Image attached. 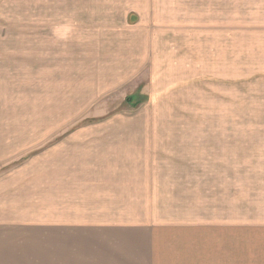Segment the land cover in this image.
I'll return each mask as SVG.
<instances>
[{"label":"rangeland","instance_id":"rangeland-1","mask_svg":"<svg viewBox=\"0 0 264 264\" xmlns=\"http://www.w3.org/2000/svg\"><path fill=\"white\" fill-rule=\"evenodd\" d=\"M74 137L143 186L90 211L50 158ZM65 233L103 245L48 251L264 264V0H0V237Z\"/></svg>","mask_w":264,"mask_h":264},{"label":"crops","instance_id":"crops-1","mask_svg":"<svg viewBox=\"0 0 264 264\" xmlns=\"http://www.w3.org/2000/svg\"><path fill=\"white\" fill-rule=\"evenodd\" d=\"M82 144L83 142H78L74 137L63 145L59 144L54 148L50 153V158L54 160L56 158L66 169L65 173L74 176V180L79 179V176H90L89 180L92 181V184H90L91 195L88 200L90 206L93 207L100 204L106 205L108 202L105 197L113 192L114 187L129 188L128 186L138 183L143 186L142 178L134 179L131 183H128L127 179L123 180L120 178L122 177L120 173H111L110 167L112 163L106 161V155L103 153L104 149H101L97 154L93 153V155L89 157V148L87 147L88 151L85 158L82 159L80 153V151L84 149ZM115 163L116 165L119 164V162ZM73 165L75 166L74 168L68 169ZM129 189L134 190L133 188ZM113 195L116 194L113 193ZM115 203L112 201V205ZM90 211H99V209L93 207ZM88 227L97 229L114 227L124 228L123 225L113 226L112 224L102 223ZM61 235L63 236L58 237L56 242H50L52 238L48 236L32 238L15 236L0 237V264H123L121 258H117L112 254L105 259V256L109 254L106 248H101L102 251L97 252L88 251L87 248L81 250L75 248L68 253L48 251L49 244H68L74 246L84 244L94 247L103 245L99 241H92L94 239L80 235L73 237L69 236L70 234L68 233ZM100 255L104 257L101 258Z\"/></svg>","mask_w":264,"mask_h":264}]
</instances>
